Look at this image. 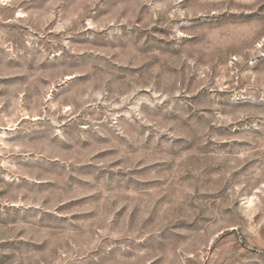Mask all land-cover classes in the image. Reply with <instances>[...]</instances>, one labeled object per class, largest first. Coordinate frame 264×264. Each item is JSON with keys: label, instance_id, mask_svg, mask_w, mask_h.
<instances>
[{"label": "rangeland", "instance_id": "rangeland-1", "mask_svg": "<svg viewBox=\"0 0 264 264\" xmlns=\"http://www.w3.org/2000/svg\"><path fill=\"white\" fill-rule=\"evenodd\" d=\"M0 264H264V0H0Z\"/></svg>", "mask_w": 264, "mask_h": 264}]
</instances>
